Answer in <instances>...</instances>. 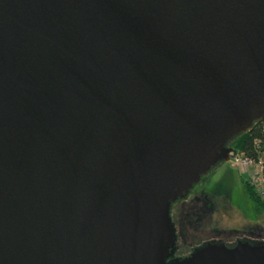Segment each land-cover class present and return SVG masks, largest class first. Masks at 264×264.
Returning <instances> with one entry per match:
<instances>
[{
  "label": "water",
  "instance_id": "95a60500",
  "mask_svg": "<svg viewBox=\"0 0 264 264\" xmlns=\"http://www.w3.org/2000/svg\"><path fill=\"white\" fill-rule=\"evenodd\" d=\"M263 118L264 0H0V264H264L164 260L171 203Z\"/></svg>",
  "mask_w": 264,
  "mask_h": 264
},
{
  "label": "flooded vegetation",
  "instance_id": "af4514ba",
  "mask_svg": "<svg viewBox=\"0 0 264 264\" xmlns=\"http://www.w3.org/2000/svg\"><path fill=\"white\" fill-rule=\"evenodd\" d=\"M212 169L185 196L171 203L174 238L165 262L188 257L208 244H264L262 210L250 207L247 216L237 193L238 184L244 187L246 183L245 176L235 165Z\"/></svg>",
  "mask_w": 264,
  "mask_h": 264
},
{
  "label": "trees",
  "instance_id": "16d2710c",
  "mask_svg": "<svg viewBox=\"0 0 264 264\" xmlns=\"http://www.w3.org/2000/svg\"><path fill=\"white\" fill-rule=\"evenodd\" d=\"M228 145L232 150L243 152L254 161L264 160V118L254 122L246 132L232 138ZM244 188L250 201L264 213V198L259 195L248 178H246Z\"/></svg>",
  "mask_w": 264,
  "mask_h": 264
},
{
  "label": "built area",
  "instance_id": "2783aa9c",
  "mask_svg": "<svg viewBox=\"0 0 264 264\" xmlns=\"http://www.w3.org/2000/svg\"><path fill=\"white\" fill-rule=\"evenodd\" d=\"M230 162H232L233 165H235L238 170L243 173V171H248L252 165H256L260 168V173L264 174V160L260 159L258 162L254 161L252 158L244 154L243 152H237V151H230ZM248 180L249 182L255 186L257 192L259 195H261L264 198V185L257 183L255 176L253 175V172L251 174H248Z\"/></svg>",
  "mask_w": 264,
  "mask_h": 264
},
{
  "label": "rangeland",
  "instance_id": "374dc122",
  "mask_svg": "<svg viewBox=\"0 0 264 264\" xmlns=\"http://www.w3.org/2000/svg\"><path fill=\"white\" fill-rule=\"evenodd\" d=\"M228 166H230V167L233 166L232 162L220 163L217 166H215V168H228ZM215 168H213V169H215ZM252 172H253V175L255 176L257 183L264 185V174L262 175L260 173V168L258 166L252 165L248 171L245 170V171H243V173H241V172L240 173H241V175H244L245 178H248L246 176H248V174H251ZM237 193L239 194V197H240V200L242 203V207H243L242 210L246 213L247 216H250L251 215V213L249 212L250 207H254L255 205L250 201V199L248 198L247 193L245 191V188L241 184H238ZM262 227H263V232H264V213L262 215Z\"/></svg>",
  "mask_w": 264,
  "mask_h": 264
}]
</instances>
